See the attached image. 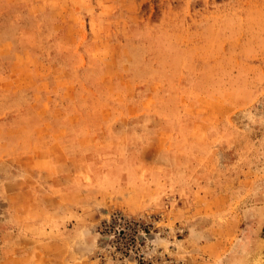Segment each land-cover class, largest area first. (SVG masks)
<instances>
[{
    "label": "rangeland",
    "instance_id": "374dc122",
    "mask_svg": "<svg viewBox=\"0 0 264 264\" xmlns=\"http://www.w3.org/2000/svg\"><path fill=\"white\" fill-rule=\"evenodd\" d=\"M0 264H264V0H0Z\"/></svg>",
    "mask_w": 264,
    "mask_h": 264
},
{
    "label": "bare ground",
    "instance_id": "6f19581e",
    "mask_svg": "<svg viewBox=\"0 0 264 264\" xmlns=\"http://www.w3.org/2000/svg\"><path fill=\"white\" fill-rule=\"evenodd\" d=\"M139 180V179H138Z\"/></svg>",
    "mask_w": 264,
    "mask_h": 264
}]
</instances>
